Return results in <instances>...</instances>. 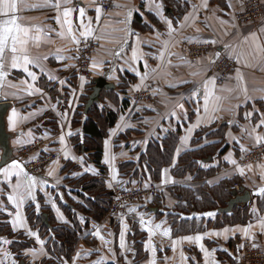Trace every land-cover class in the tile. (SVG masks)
Listing matches in <instances>:
<instances>
[{
    "label": "crops",
    "instance_id": "obj_1",
    "mask_svg": "<svg viewBox=\"0 0 264 264\" xmlns=\"http://www.w3.org/2000/svg\"><path fill=\"white\" fill-rule=\"evenodd\" d=\"M245 1L247 0H206L207 7H204L205 0H117L114 9L109 12L102 11L101 18L97 22L95 11L98 6L97 0H73V4L69 5L76 9L71 16L73 35L80 41L84 39L80 35L83 29L80 28L81 17L79 16V8L84 7L86 15L83 23L87 25L91 20L93 29L92 35L88 37L94 36L100 43L93 59L99 67L91 66L90 68L92 79L104 77L116 88L119 84H124L125 90L133 91L139 85V88H151L154 93L152 102L139 107L136 117L131 121L125 119L121 121V117H124L122 110L119 111L120 108L112 101L113 98H108L107 107L118 112V118L108 129V135L102 145L101 162L106 168L105 175H102L100 168L90 158L92 151L77 152L70 141L71 136H82L81 127L73 128L71 119L88 82L87 78L83 77L84 80L81 81V76L74 75L73 57L78 44L72 43L71 37L67 34L63 38L57 35L66 29L57 23V11L54 7L44 6V0H21L16 13L20 18L19 22L31 27L33 35L36 34L37 27L48 34L47 38L42 37L38 46L35 42H30L28 45V54L33 58H40V63L46 71L41 72L40 67L29 65L30 70L37 77L36 81H32L22 70L6 69L10 74L4 82V87L0 88V102L10 103L5 117L6 129L13 135L10 141L13 154L20 144L38 142V150L27 157L16 159L24 167L26 161L45 156L49 152L57 153L58 159L55 160L56 164L51 162L43 174L29 173L38 181L45 183L42 186L38 184L34 192L35 199L26 200L19 209L25 226L18 224L15 230L11 221L15 219L17 209L7 200V194L11 193L12 189L7 179L0 175V189L3 190L0 192V208L4 209L0 211V225L3 222L9 224L6 230L3 227L0 230V258L7 259L11 264H20V259L15 254L19 252L21 260H24L26 264H40V261L44 259L57 261V250L54 249L53 243L48 241L51 235L41 234V231L31 228L26 216L28 204H34L36 208L38 205V212H42V208L47 207L45 209L51 212L56 223L68 224L78 231L79 242L74 254L70 259L62 257L60 264H64L65 261L72 264L73 257L78 252L80 258L75 261V264H94L101 259L104 264H113V259L116 264H125L126 260L128 264H151L152 261L155 264H205V254L200 247L195 242L182 240L185 236L198 234L203 236L200 243L211 254L207 258L208 264H212L213 261L215 264H242L240 246L247 240L264 250V230L258 224L259 219L264 217V197L257 194L258 189L264 187V178L261 175L264 172V155L250 164L238 165V159L242 155L257 146L264 145V141L257 143L255 139L256 135L264 136V126L256 128L255 133L252 131L253 127L260 122L261 114L264 113V52L260 51V48H264V0H259L263 6L261 21L253 25H240L236 22L234 15L243 8ZM52 3H55V0H49V4ZM156 4L161 5L159 10L156 9ZM193 5L196 6L195 10ZM129 9L132 10V15L125 24L123 21ZM167 9L172 12L169 14L166 12ZM62 11L63 8H61V20H63ZM178 14H180L179 18L176 17ZM185 17H188L187 21ZM166 21H172L175 32L169 47L172 55L166 56L161 61L154 59L153 56L158 55L160 49L156 33L157 31L167 32ZM125 29L130 34L126 35ZM253 33L256 34V41L251 38ZM137 34L139 40H137ZM164 38L167 39L166 36ZM124 40H127L126 44L123 43ZM206 40L216 41L215 44L209 43L215 47L214 50L203 53L199 57L190 54L189 44L194 42L208 44L204 43ZM122 45L124 50L120 52ZM133 48L137 49L138 54H142V58L137 59L135 63L131 61ZM57 49L63 50L60 55L72 57V59H58ZM114 52H120V56H113ZM216 53H226L234 60V68L224 80L218 79L214 74V63H210V60L215 59ZM44 57L47 59H43ZM101 61H103L102 64H100ZM137 72L141 75L147 72V79L141 82ZM48 74L55 79H49ZM238 74L242 79L238 78ZM109 76L114 78L109 79ZM208 78H214L215 84L208 85L213 97L210 99L208 111L205 112L203 82ZM25 80L41 91L34 92L31 96L27 95L25 89L28 84L21 83ZM60 81L64 83L61 84ZM9 84L15 87H10ZM82 84L83 88H81ZM197 85H200V93L193 98L191 93ZM244 89H247V99ZM5 94H7L6 99ZM216 97L220 99L217 101ZM179 104H183V108H179ZM12 108L17 110L18 117H28L22 122L18 121L15 131H9L8 125V116ZM173 111L176 112V116L170 114ZM246 113H251L249 119L245 118ZM178 129L179 140L174 149L171 164L161 169L160 179L155 181L156 194L150 199L148 206L132 204L124 213L116 217L107 213L100 221L93 220L82 211L83 208H87V204L75 193V190L79 188L74 187L75 190H71L73 187L66 183L68 182L65 180L66 177H80L87 173L92 177L104 176L109 189L115 184L136 187V184H141L145 180H152L146 163L140 161L144 159L148 145L161 144L167 134H175ZM201 129L207 130L206 134L210 131H214L215 134L213 137L206 136L198 146L219 142L220 148L222 150L225 148L224 153L208 165L215 167L221 164L220 169L202 179H194L193 173L176 177L172 174V166L176 164L178 157L184 151L191 148V139ZM20 133L24 135L21 136ZM61 135L64 136L63 145L60 143ZM182 137H187L184 144L181 143ZM17 139L20 143L14 144ZM105 141H107V149ZM241 146L245 149L244 152L241 151ZM178 147L180 153L177 156ZM106 151L108 163H105ZM65 152L68 153L67 157ZM81 158H83V164H81ZM229 160H235L236 164L230 163ZM66 162L76 167L70 175L62 173V167ZM119 164L125 167L123 172L120 171ZM237 166L244 169L243 175L237 171ZM52 169H55V173L49 176L48 172ZM165 169L168 170L167 173L164 172ZM223 180L233 181L229 186L238 183L250 192L251 199L247 205L251 217L245 223L177 236H173L172 232L169 237L160 234L163 229L171 230V228L166 217L159 215L173 210L177 203L176 197L169 191L170 187L176 185L189 187L196 197H200L203 185L212 186ZM57 181H59L57 188L66 184L71 189L51 191L49 185ZM15 182L16 177H11V183L15 184ZM109 183L112 184L111 187L108 186ZM56 195L60 197V200ZM61 195H67L64 198L71 202L69 206L72 219L60 207ZM74 205L82 207V210L80 211ZM132 208L135 209L134 212L129 211ZM253 208L257 211L253 212ZM49 211L43 213L50 214ZM158 212H160L159 215ZM206 213L211 211L200 215ZM60 217H63V221L66 222H62ZM141 217L145 221H151L153 227L155 224H161V229L155 231L151 240H149V233L145 230L148 225L142 226L140 223ZM122 221L126 225L124 239L128 249L123 254L120 248ZM248 225H253L249 229L251 239L242 231ZM97 228L103 239L108 241L107 244L93 235ZM225 229L228 231L225 232ZM29 231L37 233L44 241L43 252L47 255L40 252L41 245L37 243L35 237L28 234ZM206 233H220V235H205ZM174 240L180 241L175 245V251L172 245ZM229 241H231V247H228ZM146 244L150 246L146 248ZM218 249L226 252L228 257L220 259ZM29 250H35L37 254L34 256ZM5 251L10 255L4 256ZM181 252L187 257L186 261L181 259Z\"/></svg>",
    "mask_w": 264,
    "mask_h": 264
},
{
    "label": "trees",
    "instance_id": "obj_2",
    "mask_svg": "<svg viewBox=\"0 0 264 264\" xmlns=\"http://www.w3.org/2000/svg\"><path fill=\"white\" fill-rule=\"evenodd\" d=\"M183 9H186V4L184 5ZM239 12L234 15L235 20L236 15ZM179 15L180 14H178L176 17L179 18ZM96 51L97 50H95V52ZM94 54L91 59V65L93 63ZM216 60L217 59H215V61ZM74 75L75 77H78L76 73ZM92 86V80H88L84 93L80 97L79 103L74 108L71 119V125L73 128L81 127L82 136H71L70 141L77 152L92 151L90 158L92 159L93 163H95L96 166L100 168L101 174L105 175L104 173L106 168L101 162L102 145L104 139L108 135V129L115 124L118 118V112H115L114 110L107 107V100L108 98H113L112 101L120 108L119 111L122 110V114L124 115L125 110L130 104L132 91H128L127 89L125 90L124 84H119L117 88L115 87L114 89H103L99 95V102L93 103L91 108H89L88 112L85 114L84 107L85 103L87 102L88 95L92 92ZM113 93H117L118 95ZM100 105H103L104 107L101 108ZM145 105L146 103L141 104L139 107ZM136 115L137 114H135L133 119L136 117ZM206 131L207 130L201 129L196 132L195 136L190 142L191 148L184 151L178 157L176 164L172 166L171 171L173 175L176 177H183L187 173H193L194 179H202L206 176L213 175L217 170L220 169L221 164L215 167H210L208 165L211 164L215 158L224 153L225 148L223 150L220 148L221 143L217 142L198 146L199 143H201L206 138V136L213 137L215 134L214 131L207 132L206 134ZM178 140L179 129L175 134H167V136L162 140L161 144L152 143L148 145L144 159L140 161L146 163L147 170L150 173L152 180H145L141 184H136V187L145 186L149 182H154L156 184L155 181L160 179L161 169L171 164L174 149ZM209 157L210 160L204 162V160H208ZM119 168L120 171L123 172L125 167H123V164H119ZM75 169V166L69 162H66L62 167V173L64 172L70 175V173ZM65 180L68 181L66 182L68 185L73 187L71 190L74 191L75 188H79L78 190H75V193L81 196V198L86 202L85 204H87V208H83V210L81 209L82 207L74 205L77 209H81L84 213L88 214L93 220L96 221H100L106 216L107 213H109L112 202V191L111 189L107 188L104 176L92 177L86 173L80 177H66ZM232 183L233 181L223 180L219 184L212 186L205 184L202 186L200 197H196L194 191L189 187H182L179 185H176L172 188L170 187L169 191L177 199L176 206L173 210L165 213L163 212L160 215V212H158V215H164L166 217L173 236L204 231L209 228H220L225 225L245 223L251 217V213L248 212V205H235L231 212L215 213L209 218H207L206 215H200L201 213L217 211L218 208L224 207L231 197L230 191H228L227 188ZM120 185L123 187H132L124 184ZM56 197H58V200H60L58 195H56ZM157 198L158 195L156 199ZM154 200L152 201L154 202ZM150 202L151 201L149 199L140 200L132 204L148 206ZM70 204L71 203L63 204L61 202L60 207L66 212L68 217L72 219V213L69 206ZM45 208L47 207H43L42 212H38L34 204H28L26 206V216L32 229L41 231V234L46 233L51 235L48 241L52 242L54 249L57 250V261L44 259L40 261V264H60L62 257L70 259L74 254L76 246L79 242L78 231L75 228L70 227L68 224L56 223L53 216H51V212ZM45 211L50 212V214L46 212L49 226L43 223L42 214ZM2 227L6 230L9 227V224L7 222H3L0 225V230H2ZM49 230H51V232H48ZM135 239H137V237ZM207 243L211 245V243ZM231 245V241H229L228 247H231ZM48 249H50L49 246ZM217 253L220 259L227 256L226 252L220 249L217 250ZM15 254L18 259L21 260V254L19 252Z\"/></svg>",
    "mask_w": 264,
    "mask_h": 264
},
{
    "label": "snow or ice",
    "instance_id": "obj_3",
    "mask_svg": "<svg viewBox=\"0 0 264 264\" xmlns=\"http://www.w3.org/2000/svg\"><path fill=\"white\" fill-rule=\"evenodd\" d=\"M21 2V0H0V88L4 87V82L7 78V76L10 74L9 71H6V69H15V70H22L28 77L31 78L32 81H36L37 77L34 72H32L29 68V65L37 66L40 67L41 72H45V68L42 66L40 63V58H33L28 54V45L30 42H35L37 46L39 45L42 37L47 38L48 34L44 33L42 29L40 28H35V35H33V29L31 27L25 26L19 22V17L16 15L18 11V4ZM73 4V0H55V3L49 4V0H44V6H51L54 7L57 11V23L61 24V27L66 29V31H61L57 33L58 36L63 38L65 34H67L69 37H71L72 43L74 44H79L80 40L73 35V26H72V20L71 16L76 9L74 7H71L69 5ZM204 7H207L206 0L203 4ZM231 6V5H229ZM119 7V5H117ZM156 9L159 10L161 5L156 4L155 5ZM61 8H63L62 11V17L63 20H61ZM193 9H196V6L193 5ZM96 20L99 22L101 15H102V8L100 6H97L96 9ZM86 15V10L84 7L79 8V16L81 17V24L80 28L83 29V31L80 32V35L87 39L88 36L92 35L93 29L91 28V20H89V23L85 25L83 23V18ZM132 15V10L129 9L125 20L123 21L125 24H127L128 18L131 17ZM188 20V17H185V21ZM167 23V32L166 33H160L157 31L156 33V39L160 44V49L158 52V55L153 56L154 59H159L163 61L166 56H171L172 53L169 52V47L171 45L173 33L175 32V28L173 27L172 21H166ZM222 23H224L222 21ZM182 26V25H181ZM51 31V30H50ZM125 34L128 35L130 34L127 29H125ZM167 37L165 39L164 37ZM251 38L256 41L257 37L256 34L253 33L251 34ZM246 40L248 39L247 37L245 38ZM137 40H139V36L137 34ZM124 44L127 43V40H124ZM204 43H212L215 44V40H206ZM227 47V46H225ZM257 47L259 48V44H257ZM123 45L120 48V52H123ZM62 49H57L56 50V55L57 58L60 60L63 59H72V57H64L60 55L62 52ZM78 51V49H77ZM260 51L264 52V48H260ZM120 52H114L113 56L119 57ZM220 53L215 54V59H219ZM142 58V54H138V51L136 48H133L132 50V56H131V61L133 63L136 62L137 59ZM43 59H47V57H44ZM215 59L210 60V63H215ZM103 61L100 62L102 64ZM93 68L99 67V64H97L96 61H93L92 65ZM145 68L147 69V63L145 62ZM123 70V69H122ZM47 74V73H46ZM49 75V79H55L54 76L51 74ZM137 75H140L141 82H143L145 79H147V72H145L143 75H141L139 72H137ZM114 77L109 76V79H113ZM238 78L242 79V77L239 76ZM84 78L81 77V81H83ZM21 83L28 84V82L21 81ZM61 84L64 83V81H60ZM212 84L214 86L215 84V79L214 78H208L203 82V89H204V111H208V105L210 102V99L213 97V93L209 90L208 85ZM10 87H15V85L9 84ZM81 88H83V84L81 85ZM136 88H139V85L136 86ZM27 95L31 96L33 95L34 92H40L41 90L39 88H36L34 84H28L27 89H25ZM245 92V98L247 99V89H244ZM200 93V85H197L193 90H192V97L196 98L198 94ZM15 95V94H14ZM5 99L7 98V94H5ZM19 99V97H17ZM217 101L220 99L219 97L215 98ZM111 107V105H109ZM101 108H103V105H100ZM179 108H183V104L178 105ZM199 111V110H197ZM172 116H176V112L170 113ZM29 115H34V114H29ZM251 117V113H246L245 118L249 119ZM28 119V117H18L17 110L15 108H12L11 114L8 116V125H9V131H15L16 126L18 121L22 122L23 120ZM124 120V117H121V121ZM261 126H264V113L261 114V119L260 122L253 127L252 131L255 133L256 128H259ZM191 131V129H189ZM243 131V129H242ZM71 134V133H69ZM20 135H24L23 133H20ZM256 142L260 143L264 141V136L261 135H256L255 137ZM187 141V137H182L181 138V143L184 144ZM20 140L17 139L14 141V144H19ZM60 143L63 145L64 144V136H60ZM105 146L107 149V141H105ZM241 151L244 152L245 149L243 146H241ZM180 153V148L178 147L176 149V155L178 156ZM65 157H67L68 153L65 152ZM0 155H6V153H0ZM228 159V157H226ZM109 159L107 156V151H106V158H105V163H108ZM230 163L236 164L235 160H229ZM56 161H53V164H56ZM81 164H83V158H81ZM249 169H251V165L248 166ZM87 171V169H85ZM167 169L164 170L165 173H167ZM237 171L240 172L241 175L244 174V169L240 168L237 166ZM55 173V169H52L48 172L49 176H53ZM0 175H3L9 184V187L12 189V192L7 194V200L9 203H11L16 209L17 212L15 214V219L11 221V224L13 226V230L16 229V226L19 224L20 226H25L24 220L20 216L19 209L23 206L26 200L32 199L34 200V192L36 190L37 185H43V181H38L37 178L33 175H30L25 167L16 159H11L10 161L5 160V164L3 167H0ZM262 178H264V172L261 173ZM15 176L16 177V182L15 184L11 183V177ZM190 179V177H189ZM113 180H115V176H113ZM59 183V181H57ZM135 183V181H133ZM109 187L112 186L111 183L108 185ZM147 187V185H145ZM3 190L0 189V192ZM258 195L261 197H264V187L258 189L257 192ZM53 208H55V204L52 205ZM123 206V205H122ZM3 208H0V211H3ZM37 211H39V206L37 205ZM130 212H134L135 209H129ZM257 209L253 208V212H256ZM205 215L211 216L214 215L213 213H206ZM62 222L63 217H60ZM140 223L142 226H146L145 230L149 233V240H151V237L155 234L156 230L161 229V224H155L154 227L151 226V221H145L143 217L140 219ZM259 227L264 230V217H261L258 221ZM253 225H248L247 227L243 228L242 231L246 236H248L250 239L252 238L249 236V229L252 228ZM125 229L126 225L123 224V221L121 222V233H120V248H121V254H123L125 251H128L126 247V242H125ZM225 232L228 231V229L224 230ZM170 229H163L162 232L160 233L164 237H169L170 236ZM28 234L30 236H33L36 238V241L38 244L41 245L40 252L43 255H47V253L43 252V244L44 241H42L38 234L35 232L29 231ZM94 236L97 238L101 239L105 244L108 243V241L103 239V236L100 234L99 228L96 229V231L93 233ZM111 235V233H109ZM205 235H220V233H206ZM203 239L202 235H195V236H185L182 238L184 241L188 242H195L199 247L202 252L205 254V264H208V257L211 255L203 246L202 243H200ZM180 241H172L173 245V251H175V245L179 243ZM4 243H9V241H4ZM149 244H146V248L149 247ZM240 247H243L241 245ZM253 247H256L255 244H253ZM34 256L37 254L35 250H29ZM10 253L4 252V256H8ZM115 255V254H113ZM80 258V253L78 252L74 257L72 264H75V261ZM181 259L183 261L187 260V257L183 255V252H181ZM64 264H68L67 261L64 262ZM94 264H104L103 259L95 261ZM113 264H116L115 259H113ZM125 264H128L127 260ZM151 264H155L154 261L151 262ZM212 264H215V261L212 262Z\"/></svg>",
    "mask_w": 264,
    "mask_h": 264
},
{
    "label": "built area",
    "instance_id": "obj_4",
    "mask_svg": "<svg viewBox=\"0 0 264 264\" xmlns=\"http://www.w3.org/2000/svg\"><path fill=\"white\" fill-rule=\"evenodd\" d=\"M117 0H97L98 6L102 11L109 12L114 9ZM263 14V6L259 0H247L244 2L242 10L236 15V20L239 24H257ZM99 47L98 41L94 36L83 39L78 44L75 55L73 57V70L78 76L85 77L88 80L92 79L91 74V59ZM190 54L199 57L203 53L214 50L212 44L191 43L188 45ZM78 49V51H77ZM233 63L227 55L220 54L219 59L214 63V74L220 80L228 78L231 74ZM154 98V93L151 88L134 89L131 93V101L128 108L125 110L124 119L130 121L133 119L141 104L150 103ZM38 150V142H28L18 145L14 151L15 159L27 157L32 152ZM264 155V145L257 146L249 150L241 158L238 159V165L244 166L259 160ZM58 159V154L49 152L45 156L37 159L28 160L25 162V169L30 174H43L47 166ZM242 186L238 183L227 188L228 191H235L236 194H241ZM112 202L110 206V215L116 217L124 213L129 205L140 200L151 199L157 191V186L154 182H149L147 187H123L120 184H115L111 187ZM123 205V206H122ZM240 257L242 264H264V250L258 247H253L251 241H244L241 247ZM0 264H10L5 258H0Z\"/></svg>",
    "mask_w": 264,
    "mask_h": 264
},
{
    "label": "water",
    "instance_id": "obj_5",
    "mask_svg": "<svg viewBox=\"0 0 264 264\" xmlns=\"http://www.w3.org/2000/svg\"><path fill=\"white\" fill-rule=\"evenodd\" d=\"M166 12H169V14L172 12L170 9H167ZM93 86H92V92L88 95L87 102L85 103L84 107V113L86 114L93 105V103L99 102V95L100 92L103 89L109 90L114 89L115 85L112 82H108L106 78L104 77H96L92 79ZM10 108V103L8 102H0V150L1 153H6V155H0V167L4 166L5 160L10 161L11 159H14L13 156V149L10 145L11 138L13 135L9 132H7L6 129V114L8 109ZM210 157L208 160L209 161ZM241 194H236L235 191L230 192V199L227 201L226 205L224 207H220L217 209V211H211V213H229L232 211L235 205H247L248 202L251 199V194L248 190H245L243 187L240 189ZM43 223L47 226H49L48 222V216L46 213L42 214ZM20 264H26L24 260H20Z\"/></svg>",
    "mask_w": 264,
    "mask_h": 264
},
{
    "label": "rangeland",
    "instance_id": "obj_6",
    "mask_svg": "<svg viewBox=\"0 0 264 264\" xmlns=\"http://www.w3.org/2000/svg\"><path fill=\"white\" fill-rule=\"evenodd\" d=\"M223 55L225 54V55H227L230 59H231V61H232V63H233V67H232V69L234 68V60H233V58L230 56V55H228V54H226V53H222ZM59 185H58V183H51V185H49V189L51 190V191H56V190H61V191H66V190H69V189H71V188H69L66 184H64V185H62V186H60V188H57ZM70 192H72V191H70ZM53 193V192H52ZM61 194H62V192H61ZM62 196V198H61V202L63 203V204H68V203H71V202H69L66 198H64V196H66V195H61Z\"/></svg>",
    "mask_w": 264,
    "mask_h": 264
}]
</instances>
